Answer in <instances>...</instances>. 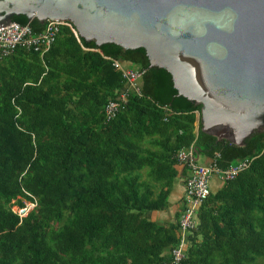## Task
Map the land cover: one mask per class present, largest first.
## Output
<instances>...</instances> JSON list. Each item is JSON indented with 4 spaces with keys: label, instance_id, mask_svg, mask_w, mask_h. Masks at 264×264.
<instances>
[{
    "label": "trees",
    "instance_id": "obj_1",
    "mask_svg": "<svg viewBox=\"0 0 264 264\" xmlns=\"http://www.w3.org/2000/svg\"><path fill=\"white\" fill-rule=\"evenodd\" d=\"M110 58L145 73L142 94L107 121L125 86ZM149 66L144 48L98 46L68 27L43 57L0 55V264H177L181 212L170 223L148 213L168 209L187 175L177 154L191 146L220 154L222 168L254 160L201 206L179 264H264V133L244 146L217 142L202 131V106ZM26 202L37 206L21 220L14 208Z\"/></svg>",
    "mask_w": 264,
    "mask_h": 264
},
{
    "label": "water",
    "instance_id": "obj_2",
    "mask_svg": "<svg viewBox=\"0 0 264 264\" xmlns=\"http://www.w3.org/2000/svg\"><path fill=\"white\" fill-rule=\"evenodd\" d=\"M16 16L70 21L98 46L144 48L149 67L202 106V131L217 142L264 133V0H0V29Z\"/></svg>",
    "mask_w": 264,
    "mask_h": 264
},
{
    "label": "built area",
    "instance_id": "obj_3",
    "mask_svg": "<svg viewBox=\"0 0 264 264\" xmlns=\"http://www.w3.org/2000/svg\"><path fill=\"white\" fill-rule=\"evenodd\" d=\"M68 27L76 35L77 28L70 21L49 20L44 25L41 33H35L30 25L15 23L0 29V55L8 57L18 49L35 51L42 57L49 52L62 29ZM115 68L121 72L125 86L118 92L117 98L111 100L105 108L107 121L113 120L123 111L128 103L129 96L133 93L142 94L140 81L145 71L127 65L122 60L110 58ZM199 118H201L200 112ZM221 155L212 159L209 164L199 162L196 148H184L177 154L179 163L187 169L185 181L184 207L180 215V242L172 251V259L179 264L185 258L189 246V237L198 227V212L204 202L212 193L211 180L214 176L220 177L224 182L235 179L242 171L250 167L254 158L242 160L229 168H222L218 164ZM37 206L35 202H26L22 208H14L21 220L26 218L30 211Z\"/></svg>",
    "mask_w": 264,
    "mask_h": 264
},
{
    "label": "crops",
    "instance_id": "obj_4",
    "mask_svg": "<svg viewBox=\"0 0 264 264\" xmlns=\"http://www.w3.org/2000/svg\"><path fill=\"white\" fill-rule=\"evenodd\" d=\"M198 116L199 113L197 112ZM199 162L203 164H209L212 162V158L205 155L198 156ZM182 168H184L182 166ZM185 181L186 175L184 177H179L173 187L172 193L169 197V207L163 211L149 212L148 217L154 221L161 223H170L177 220V214L180 213L184 207L185 200ZM224 181L218 177L214 176L211 180L212 192H217L223 186ZM170 253V251H168Z\"/></svg>",
    "mask_w": 264,
    "mask_h": 264
},
{
    "label": "rangeland",
    "instance_id": "obj_5",
    "mask_svg": "<svg viewBox=\"0 0 264 264\" xmlns=\"http://www.w3.org/2000/svg\"><path fill=\"white\" fill-rule=\"evenodd\" d=\"M18 208V207H15V209Z\"/></svg>",
    "mask_w": 264,
    "mask_h": 264
}]
</instances>
